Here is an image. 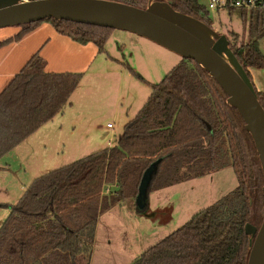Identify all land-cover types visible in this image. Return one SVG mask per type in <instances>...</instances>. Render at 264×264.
Here are the masks:
<instances>
[{
    "label": "trees",
    "instance_id": "obj_1",
    "mask_svg": "<svg viewBox=\"0 0 264 264\" xmlns=\"http://www.w3.org/2000/svg\"><path fill=\"white\" fill-rule=\"evenodd\" d=\"M145 8L148 0H114ZM211 27L200 0H165ZM248 23L250 39L229 46L247 72L264 68L257 39L264 35V10H228ZM48 21L79 43L93 42L100 52L113 28L56 20L24 23L15 40ZM2 42L0 43V45ZM80 73H48L37 54L0 93V158L42 124L60 113L78 86ZM252 81V80H251ZM253 83V82H252ZM254 85V84H253ZM113 146L35 177L0 225V264H88L98 217L134 199L144 171L158 161L143 208L152 191L203 177L231 166L236 187L195 212L186 222L149 246L130 264H247L249 237L264 216L263 174L250 133L238 111L209 73L182 58L161 79ZM264 107V93L254 85ZM108 192H105V189ZM150 216V215H149Z\"/></svg>",
    "mask_w": 264,
    "mask_h": 264
},
{
    "label": "rangeland",
    "instance_id": "obj_2",
    "mask_svg": "<svg viewBox=\"0 0 264 264\" xmlns=\"http://www.w3.org/2000/svg\"><path fill=\"white\" fill-rule=\"evenodd\" d=\"M206 2L200 0L203 6ZM208 16L213 20L211 27L225 34L230 43L239 45L249 41L248 23L235 14L229 15L221 9L209 11ZM256 45L264 59V35L257 39ZM104 48L107 58L125 65L120 70H125L127 75L124 77L116 69L102 78H81L70 94L71 107L65 105L60 113L30 134L26 142L0 158V166L7 168L0 169V225L35 177L115 145L125 123L149 96L150 85L161 81L182 60L165 47L122 29L112 30ZM127 65L135 72L131 74ZM259 74L263 76L264 71ZM250 77L252 80L251 73ZM236 185L233 169L227 166L197 180L183 181L149 194L143 211L147 215L137 213L132 198L113 206L100 220L88 264H130L149 246L187 221L188 216L212 204ZM108 191L106 188L105 192ZM77 264H87L86 259L79 256Z\"/></svg>",
    "mask_w": 264,
    "mask_h": 264
},
{
    "label": "water",
    "instance_id": "obj_3",
    "mask_svg": "<svg viewBox=\"0 0 264 264\" xmlns=\"http://www.w3.org/2000/svg\"><path fill=\"white\" fill-rule=\"evenodd\" d=\"M46 18L126 30L182 58L193 59L214 78L226 94L227 104L243 119L255 145L264 179V107L225 34L175 10L171 2L165 0H149L145 8L114 0H0V28ZM157 162L142 175L135 198L139 208L145 206L147 187ZM244 232L250 246L247 264H264V216L258 228L247 222Z\"/></svg>",
    "mask_w": 264,
    "mask_h": 264
},
{
    "label": "crops",
    "instance_id": "obj_4",
    "mask_svg": "<svg viewBox=\"0 0 264 264\" xmlns=\"http://www.w3.org/2000/svg\"><path fill=\"white\" fill-rule=\"evenodd\" d=\"M19 31L20 26L0 28V43L2 42L0 45V93L35 54L39 55L44 60V71L48 73H80L82 74V80L90 76L102 78L111 75L116 69L117 73L123 74L124 77L127 75L126 72H124L125 70H120L124 64L119 60L107 58L105 56V50L100 52L97 45L93 42L82 44L67 35L58 33L48 21L38 23L32 30L25 33L18 40H15L14 36H16ZM128 69L131 74L135 72L129 66ZM248 70L253 77L252 82L256 89L264 93V75L260 76L259 74L264 71V68L253 69L250 67ZM72 105L73 103L70 102L67 104V107H71ZM27 138L29 139V137ZM27 138L23 140L20 145L26 142ZM5 168L6 167L0 166V169L5 170ZM199 178L191 180H197ZM162 189L152 191L150 195H154ZM133 203L135 205V202ZM154 205L156 204H152V206ZM112 210L113 207L98 217L94 241L97 239L100 220L104 214ZM192 215L188 216V219Z\"/></svg>",
    "mask_w": 264,
    "mask_h": 264
},
{
    "label": "built area",
    "instance_id": "obj_5",
    "mask_svg": "<svg viewBox=\"0 0 264 264\" xmlns=\"http://www.w3.org/2000/svg\"><path fill=\"white\" fill-rule=\"evenodd\" d=\"M206 6L209 11L240 9L251 12L252 10H264V0H207ZM107 126L111 127V124Z\"/></svg>",
    "mask_w": 264,
    "mask_h": 264
}]
</instances>
